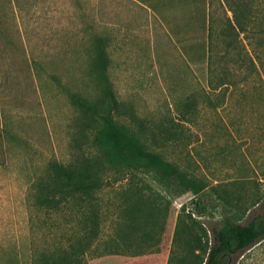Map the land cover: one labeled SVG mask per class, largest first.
Returning a JSON list of instances; mask_svg holds the SVG:
<instances>
[{
    "label": "rangeland",
    "instance_id": "1",
    "mask_svg": "<svg viewBox=\"0 0 264 264\" xmlns=\"http://www.w3.org/2000/svg\"><path fill=\"white\" fill-rule=\"evenodd\" d=\"M252 2L261 19L264 0L244 5ZM236 5L233 0H0L6 27L0 32V264H28L34 245L62 239L60 212L53 224L50 213L28 207L26 194L51 161L88 162L81 149L93 150L95 135L81 132L82 113L72 93L106 102L112 91L152 128L183 122L180 144L164 146L156 139L155 149L209 184L193 195L177 184L164 187L150 173L105 174L100 200L107 264L193 259L194 235L212 244L226 221L247 224L262 212L264 84L250 63L241 67L249 74L245 82L234 84L232 78L213 91L208 78L210 28L215 84L226 74L223 57L229 48L240 57L255 48L264 59V17L259 26V21L249 25L260 32L257 38L250 31L239 34L230 25ZM204 92L211 94L210 103L203 102ZM190 99L195 104L188 107ZM101 142L110 151L119 135L106 131ZM100 161L123 165L115 153ZM134 182L162 194L172 212L152 207L139 194L127 197L124 189ZM128 204L133 212H127ZM183 204L187 208L180 213ZM113 251L117 257L111 258ZM234 264H264V241Z\"/></svg>",
    "mask_w": 264,
    "mask_h": 264
},
{
    "label": "trees",
    "instance_id": "2",
    "mask_svg": "<svg viewBox=\"0 0 264 264\" xmlns=\"http://www.w3.org/2000/svg\"><path fill=\"white\" fill-rule=\"evenodd\" d=\"M233 1L237 5L232 9L234 23L230 21L231 28L239 34L250 31L257 38L260 32L249 29V25L259 21L257 23L259 26L264 15L259 19L258 9L254 10L253 2L247 8L244 5L245 0ZM207 5L208 3H206V7ZM5 29L4 20L0 19V32L5 33ZM212 40L213 31L210 28L208 31L207 65L209 84L213 91L218 90V87L230 85L229 81L232 78H236L234 84L247 81L249 74L242 69L246 63H250L257 70L259 78L264 84V59L255 48L254 54L247 50L243 57H240V54L235 53L231 48L226 50L223 57L228 62L226 74L222 76L220 82L215 84L216 59L213 55ZM229 63L232 65L229 66ZM235 65L236 69L234 70ZM110 93L111 96L106 102L93 101L79 93L71 95L73 105L82 113L79 124L81 132L85 136L86 133L95 135L92 142L93 150L81 149L80 156L88 162L51 161L45 174L34 180L30 186L28 185L26 194L28 207L50 213V218L54 220L53 224L56 222L55 214L60 212L63 219L58 226L62 231L61 241L41 248L34 245L33 255L28 264H107L108 257L103 248L104 219L100 193L104 188L105 174L113 169L123 174L129 172L150 173L164 187L177 184L193 195L199 194L209 186L194 172L183 169L179 163L168 158L161 149H155L156 139H160L164 146L180 144L184 133H186L183 122L169 120L168 124L160 123L157 127L152 128L147 120L129 109L126 110L113 96V92ZM201 98L204 103H210L211 94L204 92ZM190 102L187 106H194L195 103L192 104L194 100L190 99ZM110 130L116 131L119 135V142L115 143V149L111 148L112 152L108 148L102 147L101 142L104 133ZM92 145L90 144L89 148ZM113 152L123 161L121 168H115L114 164L100 161L109 154L113 158ZM150 187L149 189L152 190ZM124 190L126 196L133 193L139 194L152 207L172 212V203L169 200H163L162 194L153 195L135 182L130 183ZM262 206V212L247 224L239 221H226L222 228L215 230L212 244L209 239L206 244H202V239L194 235L189 247L195 257L192 259L183 256L178 262L180 264H234L240 254L264 241V201ZM186 208V204H183L180 213L185 212ZM134 210L135 206L128 204L127 212ZM176 211L177 208H173V212ZM65 225L69 226L66 230ZM180 231L181 228L178 224L176 233L179 234ZM198 251L204 253L201 259ZM116 253L110 252V257H117ZM198 258L199 261H196Z\"/></svg>",
    "mask_w": 264,
    "mask_h": 264
}]
</instances>
